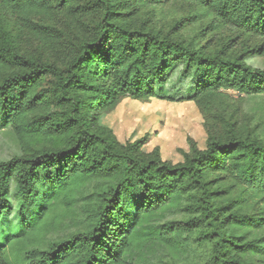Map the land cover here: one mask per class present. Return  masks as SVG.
Listing matches in <instances>:
<instances>
[{"label":"trees","instance_id":"trees-1","mask_svg":"<svg viewBox=\"0 0 264 264\" xmlns=\"http://www.w3.org/2000/svg\"><path fill=\"white\" fill-rule=\"evenodd\" d=\"M167 1L0 0V130L24 150L0 161V264H264V140L227 93L264 96L245 62L264 53V0H179L196 13L143 20ZM219 27L233 34L214 43ZM125 98L192 102L206 148L172 164L119 143L98 118Z\"/></svg>","mask_w":264,"mask_h":264},{"label":"rangeland","instance_id":"rangeland-1","mask_svg":"<svg viewBox=\"0 0 264 264\" xmlns=\"http://www.w3.org/2000/svg\"><path fill=\"white\" fill-rule=\"evenodd\" d=\"M193 5L179 1L169 0L163 4L148 7L143 15V20L152 23L155 27H169L180 17L193 15ZM195 10V9H194ZM192 11V13H191ZM208 19L203 16L194 17L183 21L178 34L190 38L199 33ZM216 35L207 34V37L198 40L202 45L207 38L215 43L219 38L231 36L233 33L228 27H219ZM236 43V51H240ZM261 43L260 39L249 42L250 46ZM246 64L253 68L264 69V53L245 59ZM181 71V69H179ZM231 97V109L235 110L238 123L247 126L254 131L256 136L264 140V96L243 97L235 91H227ZM98 124L111 130L117 141L121 144L133 143L145 139L142 144L143 152H151L158 148L163 161L172 164L182 162L183 153L188 152L190 144L203 150L206 148L208 134L204 127V120L196 106L190 102H166L159 100L137 101L128 98L123 99L116 108L98 118ZM24 153L11 133L10 129L0 130V161H8L16 155ZM93 191L92 187L85 189L84 195ZM236 192L234 189L232 193ZM17 202L14 203L16 207ZM15 221L16 213L11 218ZM185 217L177 215L172 221L184 220ZM264 233V232H263ZM197 251L196 258L201 263L206 256ZM158 264H167L165 260Z\"/></svg>","mask_w":264,"mask_h":264}]
</instances>
